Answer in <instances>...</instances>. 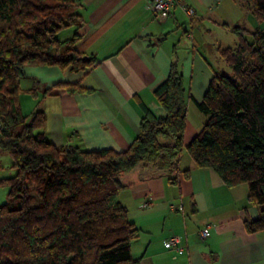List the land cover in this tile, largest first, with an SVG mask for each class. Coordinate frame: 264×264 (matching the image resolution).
I'll return each mask as SVG.
<instances>
[{"label": "trees", "instance_id": "16d2710c", "mask_svg": "<svg viewBox=\"0 0 264 264\" xmlns=\"http://www.w3.org/2000/svg\"><path fill=\"white\" fill-rule=\"evenodd\" d=\"M264 21V0H239ZM79 0H0V149L15 173L0 178L8 187L0 204V264H139L130 245L138 229L129 221L118 194L138 182L167 178L177 184L188 171L179 168L183 151L198 168L214 170L229 187L246 184L247 199L259 216L244 222L248 233L264 230V33L238 26L233 48H219L231 74L215 72L196 108L206 117L200 131L184 145L187 122L185 89L173 62L153 91L162 114L144 113L139 133L124 151L57 148L42 131L45 115L26 116L20 79L30 63L78 71L92 59L80 56L75 43L83 20ZM73 35L59 40L62 30ZM250 37V40L247 39ZM76 84L55 83L43 90Z\"/></svg>", "mask_w": 264, "mask_h": 264}, {"label": "crops", "instance_id": "0c3cea01", "mask_svg": "<svg viewBox=\"0 0 264 264\" xmlns=\"http://www.w3.org/2000/svg\"><path fill=\"white\" fill-rule=\"evenodd\" d=\"M79 1L82 36L74 47L80 56L92 59L91 66L72 71L30 63L20 79L22 90L35 87L38 92L36 98L21 94L22 111L24 98L32 101L29 114L44 113L40 131L57 148L126 150L140 131L144 113L139 102L162 114L153 91L173 62L185 89L187 145L206 120L195 112V102L202 99L215 72L226 73L218 49L237 44L236 35L224 26L264 33V21L239 0H184L193 15L176 6L164 19L156 18L145 0ZM59 82L83 90L54 88L43 95ZM179 168L187 170L188 177L180 174L177 184L152 178L118 194L138 229L130 245L132 258L139 264H264V230L248 233L244 228L245 221L259 216L258 206L247 199L246 184L229 187L214 170L196 167L183 153ZM208 224L212 226L207 236L200 237ZM170 236L179 238L182 251L165 249L163 240Z\"/></svg>", "mask_w": 264, "mask_h": 264}, {"label": "built area", "instance_id": "2783aa9c", "mask_svg": "<svg viewBox=\"0 0 264 264\" xmlns=\"http://www.w3.org/2000/svg\"><path fill=\"white\" fill-rule=\"evenodd\" d=\"M184 0H145L147 8L154 14L158 19H164L170 15L172 10L176 6H183ZM184 11L187 15H193L194 11L189 7H184ZM211 224L206 225L199 231L200 237H206L211 227ZM165 249L173 252H180L183 250V246L177 236H170L163 240Z\"/></svg>", "mask_w": 264, "mask_h": 264}, {"label": "rangeland", "instance_id": "374dc122", "mask_svg": "<svg viewBox=\"0 0 264 264\" xmlns=\"http://www.w3.org/2000/svg\"><path fill=\"white\" fill-rule=\"evenodd\" d=\"M73 30H74L73 27L66 28V29L62 30L57 35V38L59 40L67 39L72 35ZM222 67H224V69H226V71H225L226 73H224L223 71H220V73H224L227 75L231 74V70L228 66H225V64H222ZM220 70H222V69H220ZM28 99H30V98H28ZM28 101H31V100H28ZM28 101H26V100L24 101V98L22 100V106H23L22 107L23 108L22 113L25 116L27 114H29V112L33 109L32 101L31 102H28ZM195 112L198 113L199 115H201L202 117H204V115L199 110H195ZM190 117H191V115H190ZM183 155L188 157V155L184 151H183ZM187 159H189V158H187ZM14 173H15V170L12 168L10 156L8 155L7 152L0 149V178L11 177L14 175ZM7 192H8V187L3 185V184L0 185V204L6 202Z\"/></svg>", "mask_w": 264, "mask_h": 264}]
</instances>
